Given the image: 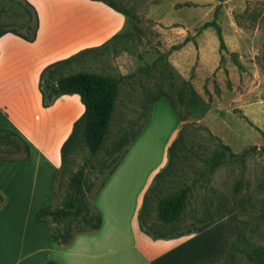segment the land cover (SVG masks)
Wrapping results in <instances>:
<instances>
[{
  "label": "rangeland",
  "instance_id": "1",
  "mask_svg": "<svg viewBox=\"0 0 264 264\" xmlns=\"http://www.w3.org/2000/svg\"><path fill=\"white\" fill-rule=\"evenodd\" d=\"M109 1L128 14L125 32L132 39L105 52H95L90 57L95 60L94 65L87 58L62 75L95 70L125 79L120 84L101 151L85 166L90 157L88 149L82 142L74 147L57 183L55 205L63 206L70 177L81 168L85 172V196L91 203L123 149L119 162L126 158L127 163L139 164L141 179L159 162L160 169L166 166L167 149L177 135L175 132L172 139L173 117L163 112L159 103L151 119V112L141 109L138 100L128 103L125 97L131 91L146 95L148 100L163 96L181 121L180 127L186 126L185 147L173 160L170 174L164 175V184L149 197L150 215L146 221L154 227L158 198L190 185L186 209L177 228L190 231L185 237L203 234L213 241L219 249L216 256L219 264H225V260L231 264H253L243 251L264 247V0ZM185 2L196 6H177ZM22 4L21 0H0V33L23 32L20 23L32 12ZM217 7L215 20L226 46L222 53L213 28L198 32L205 22L214 19ZM186 38L190 41L174 49ZM145 119V125L138 130ZM136 133L130 146L125 147ZM216 139L236 154L252 146L257 149L244 164L228 160L209 179L202 178L200 158L210 156L218 148ZM7 148L0 139V151ZM11 157L15 154L0 152V158ZM131 205L132 202L128 208L126 204L122 212L124 221ZM122 229V243L127 244L126 222ZM160 233L168 234L169 230L160 229ZM111 263L135 264V261L132 254H124Z\"/></svg>",
  "mask_w": 264,
  "mask_h": 264
},
{
  "label": "crops",
  "instance_id": "2",
  "mask_svg": "<svg viewBox=\"0 0 264 264\" xmlns=\"http://www.w3.org/2000/svg\"><path fill=\"white\" fill-rule=\"evenodd\" d=\"M23 1L37 15L35 40L28 42L11 33L0 36V129L13 132L29 146L26 159L15 161L11 157L0 161V194L4 198L0 206V264H112L115 257L124 254H132L135 264H151L153 259L190 239L185 235L153 239L139 229L137 215L153 176L162 166L160 162L142 179L139 164L127 163L126 158L116 164L91 199L102 218L97 231L75 235L69 243L59 245L53 242L49 227L36 219L39 208L56 200L61 148L84 112L80 97L74 94L57 97L43 106L41 72L86 52L84 57L59 67V73L67 72L95 52H105V46H112L115 36L124 34L119 44L130 41L133 36L125 34L129 17L101 1ZM88 61L94 65L93 58ZM77 72L113 77L95 70L73 73ZM68 74L72 73L64 75ZM125 97L128 103H133L132 99L138 104L147 100L146 95L132 91ZM159 103L163 105L161 110L174 119L173 139L181 121L164 97L153 102L151 119ZM130 202L132 208L124 221L122 212L126 204L130 207ZM124 222L129 230L127 244L122 243Z\"/></svg>",
  "mask_w": 264,
  "mask_h": 264
},
{
  "label": "trees",
  "instance_id": "3",
  "mask_svg": "<svg viewBox=\"0 0 264 264\" xmlns=\"http://www.w3.org/2000/svg\"><path fill=\"white\" fill-rule=\"evenodd\" d=\"M21 1L23 3L22 7L24 9H30L32 12V15L27 16L26 20L20 23V27L23 29V32L9 30L0 33V36L6 33H11L28 42H33L36 38L38 28L37 15L32 6H30L26 1ZM93 1L104 2L109 7L129 17L126 12L121 11L117 5L113 4L109 0ZM218 1L221 2V0ZM177 6L179 8H189L196 5L190 2H185ZM217 14L218 7L215 9L214 19L209 22H205L199 28L198 32L207 28H213L219 42V52L222 53L223 51H226V46L221 28L215 20ZM32 20L33 24H31ZM125 34L127 35L130 33ZM122 36H124V34L115 36L111 40L113 47L119 45V41ZM188 41H190V39L186 38L180 46H177L174 49L180 48ZM112 46H105V48L109 49ZM85 54L86 52H83L68 60L52 64L46 67L40 75L39 87L43 106L46 107L50 105L57 97L71 94L78 95L84 106L82 116L75 122L71 135L61 148V167L59 168L57 174V183L60 181V178L65 172L64 169L66 166L67 156L73 151L75 146H78L82 142L88 149L90 157L85 160V166L88 165L101 151L109 131L119 87L121 82L125 79L123 76L113 78L90 72H77L68 75H62L59 73V67L64 63H69L72 60L82 58ZM141 70L144 71L145 68ZM161 97L163 96L156 95L152 100L147 99L146 103L140 104V108H146L150 113L153 102ZM180 102L183 103L182 92H180ZM191 102L194 103L193 100ZM145 123L146 119L138 130H141ZM185 127L186 126L180 127L175 139L169 145L167 149L166 166L154 176L151 185L143 196L142 205L137 215V222L140 231L153 239L177 238L190 233V231L179 230L177 228V225L180 223L186 209L191 191L190 185H184L172 194L158 198L156 205V223L153 225L154 227L152 228L151 224H148L146 221V218L150 215V211L148 209V205L150 204L149 197L156 193L160 185L164 184V175L170 174V171H172L173 168V160L177 158V153L185 147L183 136ZM137 133L133 135L130 141L125 143V146L136 138ZM10 137H13L14 140L9 139ZM0 139L3 140V142L9 147L6 150H1L0 152L15 154V161L24 160L29 156V146L13 132L0 129ZM216 140L218 142V148L214 150L210 156L200 158L203 169L200 170L199 176L202 178L209 179L214 174L215 170L228 160H235L240 164H244L246 159L257 149L255 146H252L244 149L241 153L236 154L232 152L229 146L223 144L218 139ZM123 154L124 149L117 155V159L106 173L105 179L99 184L98 190L104 185L106 178L111 174ZM4 160L6 159L0 158V161ZM84 181V169H78L72 173L70 177L69 193L63 206H56L55 202H53L50 205L39 208L36 212L37 221L45 223L49 227L52 240L55 244L60 245L69 243L75 235L97 231L101 227V214L91 205V203L87 201L85 196ZM3 201L4 198L0 194V206ZM160 229H168L169 233L161 234ZM218 253L219 249L213 241H210V239L203 234H198L179 246L153 259L151 264H219L216 257ZM243 254L247 260L253 264H264V247H251L248 250H244ZM224 263L231 264L228 260H225ZM45 264L58 263L48 261Z\"/></svg>",
  "mask_w": 264,
  "mask_h": 264
}]
</instances>
